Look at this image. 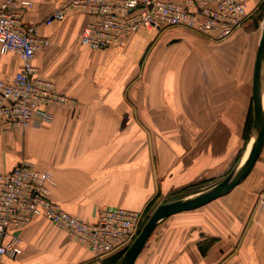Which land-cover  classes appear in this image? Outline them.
<instances>
[{
    "label": "crops",
    "instance_id": "crops-1",
    "mask_svg": "<svg viewBox=\"0 0 264 264\" xmlns=\"http://www.w3.org/2000/svg\"><path fill=\"white\" fill-rule=\"evenodd\" d=\"M29 1L22 21L50 41L34 58L37 74L69 101L39 128L0 124V172L21 159L51 171V199L88 222L115 207L149 217L162 200L195 192L185 188L218 182L246 150L264 16L217 41L181 26L139 28L121 47L90 50L79 43L85 14L46 25L65 0ZM245 1L247 16L264 3ZM19 66L16 53H0L5 79ZM262 188L264 143L227 194L159 220L132 264H264ZM17 234L21 253L0 264H115L126 249L97 254L40 217Z\"/></svg>",
    "mask_w": 264,
    "mask_h": 264
},
{
    "label": "built area",
    "instance_id": "built-area-1",
    "mask_svg": "<svg viewBox=\"0 0 264 264\" xmlns=\"http://www.w3.org/2000/svg\"><path fill=\"white\" fill-rule=\"evenodd\" d=\"M29 0H0V53L14 52L20 66L10 79L0 74V124L4 128H39L52 121L51 107L69 97L53 81L40 77L36 53L49 46L38 25L22 21ZM70 13L86 15L79 43L90 50L121 47L139 28L160 31L181 26L209 40L230 36L247 17L245 0H65L44 18L46 25L62 21ZM55 178L51 171L21 159L0 172V261L21 253L17 230L34 218H44L65 230L97 254L126 248L141 229L142 211L103 208L93 222L60 208L50 197ZM264 212V188L256 196Z\"/></svg>",
    "mask_w": 264,
    "mask_h": 264
},
{
    "label": "water",
    "instance_id": "water-1",
    "mask_svg": "<svg viewBox=\"0 0 264 264\" xmlns=\"http://www.w3.org/2000/svg\"><path fill=\"white\" fill-rule=\"evenodd\" d=\"M253 130L250 143L232 168L218 182L185 197L162 200L149 215L133 241L115 264H132L156 223L162 218L197 208L227 194L249 172L264 143V18L258 40L252 75ZM192 196V197H191Z\"/></svg>",
    "mask_w": 264,
    "mask_h": 264
},
{
    "label": "rangeland",
    "instance_id": "rangeland-1",
    "mask_svg": "<svg viewBox=\"0 0 264 264\" xmlns=\"http://www.w3.org/2000/svg\"><path fill=\"white\" fill-rule=\"evenodd\" d=\"M264 16V10H256L254 13H252L250 16H247L246 18V22L247 25L249 26H254L257 24L258 20H260L262 17ZM208 187H210L208 184H203V185H200L198 187H196L195 189H192V191H195L193 193H196V192H199V191H202V190H205L207 189ZM183 193H174L172 194L170 197H178V195H181ZM175 199V198H173Z\"/></svg>",
    "mask_w": 264,
    "mask_h": 264
},
{
    "label": "trees",
    "instance_id": "trees-1",
    "mask_svg": "<svg viewBox=\"0 0 264 264\" xmlns=\"http://www.w3.org/2000/svg\"><path fill=\"white\" fill-rule=\"evenodd\" d=\"M259 10H264V3L262 5L259 6ZM199 185L196 186H191L188 188H185L184 190H182L181 192H184L185 194L190 193L189 191H192V189H195L196 187H198ZM191 189V190H190ZM148 219V216H146L145 214L143 215V218L141 220V224L140 226L142 227V225L146 222V220Z\"/></svg>",
    "mask_w": 264,
    "mask_h": 264
},
{
    "label": "bare ground",
    "instance_id": "bare-ground-1",
    "mask_svg": "<svg viewBox=\"0 0 264 264\" xmlns=\"http://www.w3.org/2000/svg\"><path fill=\"white\" fill-rule=\"evenodd\" d=\"M192 197V196H191Z\"/></svg>",
    "mask_w": 264,
    "mask_h": 264
}]
</instances>
